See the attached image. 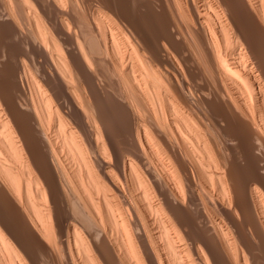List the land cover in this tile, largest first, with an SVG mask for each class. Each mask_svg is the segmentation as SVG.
I'll use <instances>...</instances> for the list:
<instances>
[{"label": "bare ground", "instance_id": "6f19581e", "mask_svg": "<svg viewBox=\"0 0 264 264\" xmlns=\"http://www.w3.org/2000/svg\"><path fill=\"white\" fill-rule=\"evenodd\" d=\"M64 3L0 0V264H264V0Z\"/></svg>", "mask_w": 264, "mask_h": 264}, {"label": "clouds", "instance_id": "9594fccd", "mask_svg": "<svg viewBox=\"0 0 264 264\" xmlns=\"http://www.w3.org/2000/svg\"><path fill=\"white\" fill-rule=\"evenodd\" d=\"M68 53H69V55H72V47H71V45L68 48ZM2 59H3V57H0V60H2ZM83 69H84L83 71H81L79 69L80 75L84 78L85 83H89V73H88L86 68H83ZM68 111H69V113H71V111H72V104L69 103V102H68ZM80 125H81V131L84 133L85 138H88L89 135H90L88 127L86 125H83L82 122H80ZM233 143H236V141H233ZM113 156H114V154H113ZM97 163L100 165L101 168H103L104 162L102 160H98ZM261 163H262V171H264V161H262ZM164 191H165V189H161L160 193H163ZM49 192H50V195L53 197L54 196V188L52 186H50ZM166 192H167L168 198H170V200L172 202L179 203L186 210L191 208V210L193 212L196 211L195 203H190V200H192L195 197L190 188L187 189V191L184 193V199L183 200H180L179 198L175 197L174 193H171V192H169L167 190H166ZM160 197L162 198L163 203L165 205H167L165 199L163 198V196L161 194H160ZM229 207L231 208L232 205L229 204ZM39 257H40V254L38 253L37 254L36 264H40Z\"/></svg>", "mask_w": 264, "mask_h": 264}, {"label": "snow or ice", "instance_id": "6c2138e0", "mask_svg": "<svg viewBox=\"0 0 264 264\" xmlns=\"http://www.w3.org/2000/svg\"><path fill=\"white\" fill-rule=\"evenodd\" d=\"M59 4H60V7H64L65 6L64 0H59Z\"/></svg>", "mask_w": 264, "mask_h": 264}]
</instances>
